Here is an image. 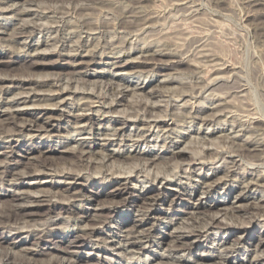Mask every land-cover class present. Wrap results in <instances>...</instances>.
I'll list each match as a JSON object with an SVG mask.
<instances>
[{"label": "bare ground", "instance_id": "1", "mask_svg": "<svg viewBox=\"0 0 264 264\" xmlns=\"http://www.w3.org/2000/svg\"><path fill=\"white\" fill-rule=\"evenodd\" d=\"M112 1L116 2L115 0H106L103 3H113ZM142 2L143 0H136L135 5L133 4L129 9L120 11L121 13L116 16L108 10L101 13L103 12L101 8L99 10L97 9L99 6L97 8L94 6L100 3L89 0L76 3L61 2L60 4L57 1L53 2V0H0V18L7 21L5 25H0V57H5L9 60L7 62L0 61V65L6 64L10 68L7 70L0 68V123H3V125H1L2 123L0 124L2 126L0 128V155L7 160V155L14 152L12 151L14 138H20L24 135L38 137L42 133L47 134L46 138H50L51 135L49 133L58 129L56 124L66 118L65 125L60 127L65 134L60 135L62 140L56 145L64 149L63 153L74 155L77 158V162L83 164V166L97 168L100 164L104 165L99 160H97L98 163L95 162L97 158L92 160L91 156H94L97 152L94 151L91 143L96 145L98 140L105 141V143L102 142L104 144H97L101 145L100 147L106 151L104 154L101 152L104 156L99 154L103 150H100L97 154V156L101 155L102 162L105 158L113 159L116 162L121 160L118 162H121L122 165L135 169L137 174L134 178L137 179V182L141 184L160 183L165 185V189L168 186H173L176 187L174 189L176 193L188 197L186 200L188 210L183 213L185 217H176L177 219H174V216H172L170 218V221L179 220L180 223H177L178 226L176 224V226L170 227L171 231L164 239L166 242L164 240H155L152 235L154 227H147L149 224L147 221L144 224L140 221V223L138 222L135 225L134 231H129L123 236V240L120 242L121 244L118 243L119 246L117 248L99 247L101 251L114 254L119 249H125V251L133 252L134 254L132 253V255H135L138 250H146L147 247H158L163 241L167 245L170 240V242H174V245H169L171 246L170 248L167 245L169 248L167 254L154 253L153 258L146 256L144 258L145 264L147 262L151 264L150 260L158 261L155 264H264V253L260 255L257 253L260 247L264 246V238L258 240V244L253 251L248 250L245 246L246 239L239 238V241L234 244L223 246L226 253L218 252L200 256L197 261L179 256L181 252L198 245L201 239L207 240L210 235H213L211 233L212 230L226 229L232 234L248 228L243 224H236L232 221L238 217L235 212H240L242 216L255 217V219L260 215H264V173H257L260 172L257 168H264V142H258L251 138L240 140L237 136H222L223 140L230 138L232 144L238 143V149L236 148L237 150L235 149L233 154L240 158L248 157L250 161L249 163L247 162L248 165L256 166L258 170L256 172V169L246 170L243 168V173L250 175L242 182L235 175L236 170L238 171L240 166L243 167L244 165H241L239 161L233 158L227 159L221 156L227 151H218L219 146H217L218 150L206 149L204 156L197 157L195 153H192V161L184 168V173L187 174L186 179L193 180L194 184H173L164 176L155 175L150 177L148 174H142V168L146 166L145 163L150 162L147 166V168H150L153 164H159L157 161H165L167 164L171 162L175 168H181L184 165L182 162L184 156L186 157L181 145L186 139H205V136H209L206 140L211 142L210 140L213 141V138L220 137L217 134L227 131L224 126L233 123H237L236 127H239L242 123L249 122V124L253 125V129L264 132V119L253 120L255 118L250 115L234 114L232 108L235 105L226 100L227 94L230 90L239 91L241 87L236 85L237 83L234 84L228 81L229 77L227 75L233 72L232 67L223 63L222 60L219 63L218 60V63L215 62L212 65L208 62L209 65L203 69L206 65L195 63L196 60L198 61L195 57L199 55L194 57L196 60L190 58L192 61L194 59L195 62L193 63L190 62L188 57L187 60L184 59L186 57H182L187 52L185 51L187 48L200 47L206 35L203 36L204 38H201V35L200 38L196 35L195 38L191 34L192 36L190 35L187 44L185 43L188 47L177 42L183 41L180 38L181 35H179V39L174 31L175 35L173 36L161 33L156 39L153 38L156 24V22L154 24L153 11L134 10L135 8L140 9ZM96 10L101 11L99 17L97 16L98 14L96 15ZM111 30L123 35L114 36ZM173 32L171 31V35ZM145 33L144 37H140ZM81 34H86V38L82 39ZM185 34L188 33L186 32ZM36 35H40L41 38L36 39ZM184 35L181 37L183 38ZM133 37H136L134 41ZM171 46H175V49ZM170 47L172 50H170ZM201 49L200 52H202ZM132 51H134V54H131ZM198 54H200L199 51ZM206 55L207 52L204 56ZM52 57H55V60H52ZM208 57L206 58L207 61L209 60ZM98 60L100 63H97ZM183 64L191 66L193 69L191 71L204 72L200 74L201 76H203L202 74L211 73L210 77H214H211V81L209 80L208 82H215L218 79L223 81V85L219 89L214 90L217 91V94H214L215 92L212 90L213 93L211 95L215 96L209 97V99L219 102L215 107L210 108L202 105V103L196 105L191 103V100L201 93V89H204L199 84L193 86L189 99L183 103L182 108L184 110L182 113L174 112L171 105L168 104V100L165 101L164 105L156 103L162 89H169L170 86L180 83L181 80L179 81L174 77L171 78L169 74H166L170 78L160 82L153 80V74L158 75L162 71L169 69L177 71L178 69L176 68ZM139 66L144 68L139 69ZM146 81L148 83L143 86ZM153 83L155 84L152 85ZM81 85H92L95 88L85 89ZM102 89L107 91L103 93ZM106 92L112 98L107 97ZM128 97L133 99H127ZM31 106L32 108H30ZM119 106H126L127 110L130 109L133 112L123 115V112L118 110ZM207 110L210 113H207ZM157 113L159 115H156ZM96 116L102 117V121L107 122L108 127L112 126V129L107 127L100 129L98 126V128H94L96 119L101 120L99 117L96 118ZM244 118H246L245 121H243ZM169 121H172V123H168ZM55 122L57 123L55 124ZM177 122L182 123L181 126L186 124L199 125V127L217 125L219 128L206 133L200 128L190 130L192 126H189L186 129V133H181L174 129L177 126ZM101 123L99 126H102ZM128 127H132L133 131L127 133L126 128ZM149 132L152 133L150 134ZM160 133H163L160 136L162 140L169 139L165 156L160 157L151 154L149 151H142L140 148L141 144L155 141ZM74 136H81V139H76ZM88 139H92V142L90 141V143ZM16 141L18 140L16 139ZM111 142H118L121 147L130 144V146H136V148L133 153L120 151V149L110 150L106 146L111 144ZM2 144H7L8 146L1 147ZM44 149L45 147L42 146L34 147L33 151H29L30 153L27 154L30 155L29 158L34 157V160H40L39 163H41L37 167L39 166L50 172L51 169L47 162L50 157L47 155L59 151L55 146L50 149L47 148L48 150ZM89 158H91L90 161H88ZM208 158H212L214 161H219L220 158L223 160L220 166L212 169L210 176L202 172ZM141 161L145 163L141 165ZM196 164L200 167L196 168ZM253 171L256 172L255 175H253ZM41 174L47 173L39 170L20 172L11 168L9 163L0 164L2 181L9 184L10 187V189L6 190V200L23 198L28 202L38 203V205H35L37 207L46 209L45 212L40 213L38 211L23 210L10 204L5 205L0 209V226L2 228H7L9 232L18 231L17 234L22 233V230L26 227L31 228L26 233L33 237L35 226L57 225L56 222L49 219L55 210L59 208V204H63L66 205V209L70 210L71 214H75L74 217H68V221L70 219L74 227L77 226L78 231L84 233L82 236H75L76 238L74 240L71 239V242L69 239L66 240L70 243H77L84 236L88 237V240L97 236L102 230L101 226L105 225L107 219H110L112 214L120 207L129 208L131 206L135 213H141L147 217V220H158L159 214L156 206L161 205L168 196L164 190L156 192L145 189L142 185L143 187L141 186L138 190H135L134 197L112 200V205L109 207L93 208L95 210L94 214L85 208H80L81 210L79 209L75 212L72 210L75 206L73 203L57 201L55 203L51 199L55 196V192L44 188H36V180ZM61 178L63 180H83L91 183L90 177H84L80 174L62 173ZM112 178L113 176L110 179ZM129 182L130 180L127 177L116 176L114 178V183L116 184L115 193L110 195L115 197L118 194L126 193L129 189ZM57 183L64 182L57 181ZM219 189H223L224 193L228 192L235 201L234 204L239 205L235 207L228 206L227 204L210 200V196ZM256 192H258L257 195H255ZM75 197H78L77 192L68 194L66 199ZM234 208H238V211L234 212ZM221 211H224V213L221 215L222 220H219L217 216ZM87 220L92 225L86 226L85 224L83 227L82 224ZM11 222L15 224L22 222L26 225L12 227L10 226ZM249 222L251 221L249 220ZM202 224H205V226L200 227ZM179 225L182 226V229H179ZM69 233L70 231L67 232V237ZM37 235L36 240L43 242L48 233L47 230L44 231L43 229ZM1 239L5 240L6 236H2ZM240 248L247 252V257L245 260L241 259L234 263L229 253L238 252ZM29 249L25 251L24 258L22 256L23 259L21 258L22 260L20 259L21 261L19 262L11 261V254L7 250L0 253V264H33L30 261L31 257L39 254V252L38 249ZM117 254L116 252L115 256ZM137 258L141 259L140 256ZM107 260L111 261L112 259ZM47 264L62 263L49 261ZM69 264H74V261Z\"/></svg>", "mask_w": 264, "mask_h": 264}, {"label": "rangeland", "instance_id": "2", "mask_svg": "<svg viewBox=\"0 0 264 264\" xmlns=\"http://www.w3.org/2000/svg\"><path fill=\"white\" fill-rule=\"evenodd\" d=\"M56 1L58 2V4H60L61 2H68V3L69 2L76 3L82 1L85 2L86 0H53V2ZM89 1L100 3L94 5L96 6V8L99 6L97 9L100 10L101 8V11H103L101 12L99 10L98 11L96 10L97 11L96 15L98 14L97 15L98 17L100 15V12L104 13L105 11L107 12V10L112 12L114 15L118 16L121 13L120 11L126 10L127 8L129 9L130 6H132L133 4L135 5L136 2V0H124V1L115 0L116 2L112 1L113 3L110 2L111 3L110 5V3H106V4L103 3L106 0H89ZM140 5L142 6L140 7V9L135 8L134 10L135 11L141 10L147 12L153 11L152 13L154 14L155 17L154 24L155 22L156 24L153 31V34L155 33V36L153 34L152 35L153 38L155 39L159 35H161V33L167 35L169 34L170 36L176 34V36H178L179 38V35L182 36L187 32L188 34H185L187 36L185 35L183 36V38L185 37V39H183L180 36L183 42L177 41L178 43L180 42L182 44L185 43L187 44L191 34L194 35L191 36L195 38L196 35H198L197 37L199 38L200 35L201 38H204L203 36L206 35L205 36L206 38H204L205 41L203 39L200 45V47L203 48L204 50L201 49L199 46L193 48L190 47L187 48V50H185L187 51L186 53L183 51V53H185L186 56L183 55L182 57H186L184 59L187 60L188 58L189 59L194 58L196 55L197 56L199 55L198 57H195L198 59V61L194 58L196 62L194 61V59L193 61L192 59H190V62L199 63V65L201 64L203 66L206 65L204 67L202 66L203 69H205V67H207L209 63H211L210 65L214 64L215 62L221 63L220 62L221 60L229 67H232L231 69H233L232 70L233 72H230V75H227L229 77L228 81L234 84L237 83L236 85H240L241 87L239 91H235L236 94L234 91L231 90L227 94L228 97L226 98V100L227 101L229 100L235 105V107L232 108L234 114L240 113L242 115H250L252 118H255L253 120L264 119V0H143L142 4ZM96 15L95 17H97ZM6 23H7L6 20L0 18V25H5ZM171 31L172 32L174 31L175 34L173 32L171 35ZM112 32L114 36L123 35L121 33L119 34L115 33L114 31ZM145 35L146 33L141 35L140 37L142 36L144 37ZM86 36H87L86 34H81L82 39H85ZM186 37L188 38L186 39ZM39 38H41V36L36 35V39ZM133 38L134 41L136 37ZM184 40L186 41L184 42ZM185 45L183 46L185 47ZM205 45H207L208 47L207 46L205 47ZM171 47L175 49V46L174 47L171 46ZM171 47L170 50H172ZM186 47L188 46L186 45ZM188 49L191 51H189ZM200 49L202 50V52H200ZM198 51L201 55L198 54ZM206 52L207 55L204 56ZM131 54H134V51H132ZM207 56H209L208 61L206 59ZM51 59L55 60V57H52ZM213 60L215 61L213 62ZM0 61L7 62L9 60L8 58L0 57ZM97 63H100L99 60L97 61ZM0 68L6 70L10 69L6 64L0 65ZM138 68L143 69L144 67L140 68L139 66ZM176 69L178 70L175 71L169 69L162 71L158 75L153 74L154 75L153 80H157L160 82L170 77L177 78L179 81L181 80L180 83L170 86L169 89L161 90L160 96L157 99L158 101H156L158 105H164L165 101L168 100L169 102L168 104L171 105L174 112L182 113L184 110L182 108L183 103L189 99V95L192 92L191 90H193L192 89L193 86L197 84H199L200 86L202 85V88L204 89H201L202 90L201 93L198 94L196 98L192 99L191 103H195L194 105L198 103H202V105L210 108L215 107V105L219 103L218 101L209 99V97L212 98L211 96H215V95H211V93H213L212 90L213 91L217 90L221 87V85H223L222 84L223 81L221 79H218L215 82H208L211 79V77L212 78L214 77V76L210 77L211 73L209 74L207 73V75L202 74L203 76H201L200 74L204 72L197 73L198 71H191L193 70L192 67L187 64H183L177 67ZM194 72H196L197 74ZM166 74L167 75L169 74L170 77H167ZM147 83L148 81H146L145 84H143V86H145ZM154 84L155 83H153L152 85ZM81 87H84L85 89L95 88L92 85H81ZM101 91L105 93V91L107 90L102 89ZM214 92H215L214 94H217V91ZM106 93H107L106 94L107 97L112 98L111 95L109 96L108 92ZM130 97H128L127 99L130 100L133 99ZM30 108H32V106ZM118 110L122 111L123 115H128L132 111L130 109L127 110L126 106H119ZM207 111H208L207 113H210L209 110ZM156 115L159 114L157 113ZM97 117L99 116H96V118ZM99 119L101 120L96 119L94 123V128L98 126L100 129L103 127L112 129V126L108 127V123L102 121L103 119L102 117L101 118L99 117ZM245 120L246 118L243 119V121ZM66 121L67 119L63 118L60 121V123L55 122V124L57 123L56 125L58 129L54 131L52 130L49 133V135H51L50 138H46L47 134H43V133L41 134V136L38 137L36 136L31 137L30 135H24L20 138H14V142L12 143V149H13L12 151L14 152L7 155L9 160L8 158L6 160L4 157L0 155V164L4 165L9 163V166L11 168H13L15 171H20V172L23 171L26 172L28 170H34V171L39 170L42 171L43 173H47V174H41L38 177V179L36 180L37 183L36 188L37 189L44 188L46 190L55 192V196L51 198L55 203L56 201L61 203L62 202L73 203L75 206L72 208V210H74L75 212H77L80 208L81 209L85 208L88 209L90 213L94 214L95 210L93 208L99 209L102 208V206L109 207L112 205L111 203L112 200L115 201V200H122V198L128 199L134 197L135 190H138L142 185L145 187V189L154 190L156 192L164 190L165 194H168V196L165 198L164 202H162L161 205L156 206V210L158 211L159 214V219L147 220V217L142 215L141 213L139 214L135 213L131 208V206H129V208L120 207L112 214V217H110V219L108 218L109 220L107 219V223L101 226L102 230L100 233H98L97 236L91 237L89 240L88 237L84 236L83 237L84 239L81 238L77 243H70L72 240H74V238L82 236L84 235V233L78 231L77 226L74 227L71 220L69 219L68 221L67 219L68 217H74L75 214L74 215L71 214V212H69L70 210L66 209L67 208L66 205L59 204L60 205L59 208L55 210V212L52 214V217L49 219L56 222L57 225L54 226L47 225L48 227L47 226L43 227L41 225L35 226L33 237H31L28 233H26V231L28 229L30 230L31 228L26 227L22 230L23 231L22 233L17 234L18 231L9 232L7 228H2L0 226V253L7 250L11 254V261L19 262L24 258L23 255L25 254V251L28 248L33 250L38 249L39 254L31 257L30 261L33 264H47L49 261L58 262L62 264H66V263L69 264L72 261H74V264H145L144 258L146 256L153 258L152 256L154 255V253L167 254V250L172 245H174V242L172 241L170 242L169 240L167 245L168 246L171 245V246H169L168 248V246L164 244L165 241L164 239L167 236V234L171 231L170 227L174 225L176 226L177 223L178 224L180 223L179 220L170 221V218L172 216H174L173 217L174 219L185 217L183 213L188 210L187 209L188 203L186 202L188 197L176 193L174 191L176 187L173 186H168V188L165 189L164 184H160V183L141 184L137 182V179L134 178L137 174L135 169H130V167L127 165H122L121 162H118L121 160H118L116 162L113 159L105 158L102 162L101 155L97 156V154L100 150L103 151H100L99 154L102 153L104 154L106 153V151L100 147L101 145H97V144H101L102 142L105 143V141L98 140L95 145L91 143L92 139H88L89 142L91 141L90 143L91 146L94 148V151L97 152L94 156H91L92 160H94V158L95 159L97 158L95 162L99 160L101 161V163H104V165L100 164V166H98L97 168L94 167L89 168L83 166V164L77 162V158L74 157V155L69 153H63L62 151L64 149L56 145L60 140H62V138L60 139L61 137L60 135L65 134L63 133V131H61L60 127L64 126L65 125L64 123H66ZM100 123L102 124V126H99ZM168 123H172V121H169ZM181 124L182 123L177 122V126L174 127L175 130H178V132L181 133H186L187 132L186 129H188L189 126H192L190 130H193L195 128H200V130H204L206 133L211 132L212 130H217L219 128L217 125L215 126L213 125L209 127H199V125L193 126L192 124L190 125L186 124L181 126ZM1 125H3V123ZM1 125L0 128H2ZM236 126L237 123L228 124L224 126V129H226L227 131H224L221 134H217V136L220 135V137L218 136L216 137V139L213 138V141L210 140L211 142H209V140H206L209 136H205V139H201V138H195V139L193 138L192 140L186 139V141L183 142L181 145L182 149L185 151L186 154V157L184 156V160L182 161L184 165L181 166V168L173 167V164L171 162H169L168 165L167 163H165V161L164 162L157 161V163L159 164H153L151 165L150 168H147L150 162L146 164L144 161H141L140 162L141 165H143L144 163L146 165L144 166V168H142V174L143 173L148 174L150 177L155 175L164 176L165 178H167L168 181H171L173 184H177V183H184V185L194 184L195 182H193V180L186 179L187 174L184 173V168H186L188 166L187 164L192 161V153L193 154L195 153L197 157H200L202 155L204 156L206 149L218 150L217 146H219L218 151L220 150L227 151V153H223V155L221 156H224V158L227 159L233 158L239 161L241 165H244L243 167L240 166L238 171L236 170L235 177L238 180H240V182L245 181L250 174L247 173L244 174L243 168H245L246 170H255L256 166L252 167L251 165L250 166L248 165V163L250 162L248 157L240 158L235 156L233 152L235 151L236 148L238 149L237 146L238 143L235 142L236 145L232 144L230 142L231 141L230 138L229 139L226 138L225 140H223L222 136L223 135H229L230 137L237 136L240 140H246L251 138L258 142H264V132L253 129V125L251 123L249 124V122L245 124L242 123V125L239 127ZM180 128H184V129H180ZM126 130L127 133H130L133 131V128L128 127L126 128ZM149 133L151 134L152 132ZM162 134L163 133H160L159 137L156 138L155 141H150V143L141 144L140 148L142 149V151L143 150L149 151L151 154L160 157L165 156V151L167 148L166 146L168 145L169 139L162 140V138H160ZM208 135L210 134L208 133ZM74 137L76 139H81V136H74ZM108 138H114V137H108ZM16 139L18 141H16ZM4 146L7 147L8 145L7 144L1 145V147ZM38 146L45 147L46 150L55 146L56 149H58L59 151V152H54L51 155H47L50 157L47 160L48 165L51 169L50 172L45 171L43 168H40L39 166L37 167V165L41 163V162L39 163L40 160H34V157L29 158L30 155L27 154L32 152L34 147H38ZM106 148L110 150L120 149V151H124V152L128 151L129 153H133L136 146L132 147L130 146V144H128L121 147L118 142H114V143L111 142V144H108ZM0 153H1V149H0ZM103 154L102 156H104ZM91 158H89L88 161H90ZM222 161L223 160H221V158L219 161L218 160L214 161L212 158H208L202 169V172L210 176L212 174V169H214V167L220 166L222 164ZM155 165H159V166H155ZM195 166L196 168L200 167L197 164ZM257 169L260 172H257L258 171ZM257 169L256 172L258 174L264 173V168L259 167ZM256 172L253 171L252 172L253 175H255ZM62 173L80 174L83 175L84 177L88 176L91 178V183L83 180H63L61 178ZM120 175L121 177H127L130 180L129 182L130 184L128 183L129 189L126 193H123L122 195L120 194L121 196L118 194L117 196L114 197L110 195L112 193H115L114 191L116 184L114 183V178ZM111 176H113L112 179H110ZM57 181H62L64 183H57ZM8 189H10L9 184L4 183L0 175V209H2L5 205L7 206L10 204L23 210L38 211L40 213L46 211L44 207L35 206L38 205V203H31L23 198H14L12 200H6L5 194L7 193L6 190ZM74 192L78 193V197L72 199L71 198L66 199V196L68 194ZM257 194L258 192L255 193V195ZM96 195H100V196H96ZM210 200L214 202H221L223 204H227L228 206L230 205L235 207L239 205V204H234L235 201L231 198V195H229L228 192L224 193L223 189H219L218 191H216V193L211 195ZM237 209L238 208H234V212L238 211ZM223 213L224 211L218 213L217 218L219 220H222L221 215H223ZM235 215L238 217L234 218L232 221H234V223L236 224H243L248 228L242 230L241 232L232 233V234L230 233L229 230L226 229L212 230L211 233L213 235H210L207 240L201 239L198 245L194 246L192 249L181 252L179 256L189 258L192 261L195 260L197 261V259L200 256H206L211 253L216 254L218 252L226 253L225 252L226 250H224L223 246L229 244L232 245L236 241H239V238L243 240L246 239L247 242L245 243V246L248 248V250L253 251L255 246L258 244V240H262L264 238V215L263 216L260 215L259 217H257V219L249 215L242 216L240 212L238 213L235 212ZM249 220L251 222H249ZM140 221H142V224H144L147 221V223H149L147 227L149 226L154 227L152 229V233H153L152 235L154 236L153 238L155 240H164L161 245H159L158 247L154 246L153 248L147 247L146 250H141V251L138 250V252L135 255H132L133 252L129 253V251L128 252L127 250L125 251V249H119L118 251H116L119 254V256L118 254L117 256H115L116 252H114V254H111L109 252L101 251V248L99 247H103V248L106 247L108 249L117 248V246L121 244L120 242L123 240V236L129 231L131 232L134 231L135 225L138 222L140 223ZM232 221L230 220L229 222ZM85 224L86 226L92 225L91 222L88 220L84 221V224H82V226ZM25 225L26 224L25 223L23 224L22 222L18 224H15L13 222L10 223V226L12 227L14 226L21 227ZM181 225H179V229H182L183 225L182 226ZM203 226H205V224H202L200 227ZM43 229L44 231L47 230L48 235L45 237L43 242H39L36 240V237L38 236L37 233H39V231ZM68 231H70V233L67 237L66 234ZM2 236H6V239L2 240L1 239ZM67 239H69L70 242H67L66 241ZM243 250H244L243 248L242 249L240 248V251L238 252L229 253V255L232 257V262L237 263L241 259L242 260L246 259L247 252ZM263 250H264V246L260 247V250L257 253L259 255L263 254L264 253ZM138 256H140L141 258L140 260L137 258ZM107 259H112V260L108 261ZM152 261L153 260H150L151 264L152 263L155 264L158 262V261H153V262Z\"/></svg>", "mask_w": 264, "mask_h": 264}]
</instances>
